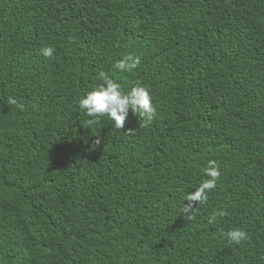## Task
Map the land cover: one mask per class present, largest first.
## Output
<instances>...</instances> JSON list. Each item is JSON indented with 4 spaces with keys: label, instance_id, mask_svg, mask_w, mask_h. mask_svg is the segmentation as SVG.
Returning a JSON list of instances; mask_svg holds the SVG:
<instances>
[{
    "label": "trees",
    "instance_id": "trees-1",
    "mask_svg": "<svg viewBox=\"0 0 264 264\" xmlns=\"http://www.w3.org/2000/svg\"><path fill=\"white\" fill-rule=\"evenodd\" d=\"M101 71L156 119L82 127ZM0 264H264V0H0Z\"/></svg>",
    "mask_w": 264,
    "mask_h": 264
},
{
    "label": "clouds",
    "instance_id": "clouds-1",
    "mask_svg": "<svg viewBox=\"0 0 264 264\" xmlns=\"http://www.w3.org/2000/svg\"><path fill=\"white\" fill-rule=\"evenodd\" d=\"M41 54L52 59L54 56V48L51 46L43 47L40 49ZM235 57L241 63V77L245 81L248 79L253 71L256 64L261 61H252V56L246 53L235 54ZM141 64L140 58L128 55L123 60L117 61L113 68L120 73L132 72L138 68ZM248 69V70H245ZM102 83L93 91L89 92L86 98L82 99L79 103V108L83 111L90 119L86 120L82 127L89 129L92 126L99 124L101 118L107 117L113 122L116 130H123L126 126V122L129 116V112L137 115L141 121L142 127H147L157 117V109L152 103L150 93L142 86L136 85L132 90L125 94L121 91V86L117 83L109 74L101 71L97 77ZM8 103L12 106L17 107L20 111H24V105L17 102L13 98H9ZM131 135V132L129 133ZM100 141L97 140L95 146L98 147ZM205 176L208 179L204 180L199 188L186 197L189 202L183 209V214L188 220L195 218L194 213L197 209L193 208L195 204H203L207 202V193L212 192L216 189L217 182L221 178L220 166L215 161H210L205 169ZM226 212L221 211L214 214L209 219V223H215L217 216H225ZM226 238L239 245L243 241L248 239V234L242 230L236 229L225 234Z\"/></svg>",
    "mask_w": 264,
    "mask_h": 264
}]
</instances>
